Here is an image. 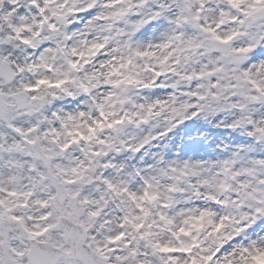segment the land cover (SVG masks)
Wrapping results in <instances>:
<instances>
[{"label":"snow or ice","instance_id":"1","mask_svg":"<svg viewBox=\"0 0 264 264\" xmlns=\"http://www.w3.org/2000/svg\"><path fill=\"white\" fill-rule=\"evenodd\" d=\"M0 264H264V0H0Z\"/></svg>","mask_w":264,"mask_h":264}]
</instances>
